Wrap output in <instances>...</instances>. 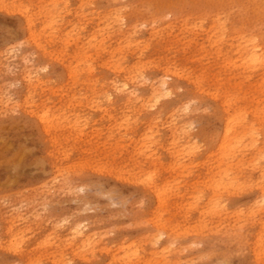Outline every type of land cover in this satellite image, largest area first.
Instances as JSON below:
<instances>
[{"label": "rangeland", "instance_id": "1", "mask_svg": "<svg viewBox=\"0 0 264 264\" xmlns=\"http://www.w3.org/2000/svg\"><path fill=\"white\" fill-rule=\"evenodd\" d=\"M263 13L0 0V264H264Z\"/></svg>", "mask_w": 264, "mask_h": 264}, {"label": "bare ground", "instance_id": "2", "mask_svg": "<svg viewBox=\"0 0 264 264\" xmlns=\"http://www.w3.org/2000/svg\"><path fill=\"white\" fill-rule=\"evenodd\" d=\"M263 14H264V13H263ZM243 52H244V51H243ZM250 60H254V61H256V60H257V57L251 55V56H250V59H249L248 61L250 62ZM248 61H246V62L248 63ZM250 67H251V66H250ZM259 67H260V66H259ZM259 67H258V68H259ZM258 68H257V69H258ZM260 68H261V67H260ZM248 71H249V70H248ZM263 72H264V71H263ZM257 110H258V109H257ZM42 119H43L44 121H46V118H42ZM234 119H235V118H234ZM43 120H42V122H43ZM235 120H236V119H235ZM235 120H234V121H235ZM228 122H229V121H228ZM46 123H47V122H46ZM43 124H44V123H43ZM231 126H232V125H231ZM225 128H227V127H225ZM231 128H232V127H228V128L226 129V131H225V132H226L225 137L228 138V139L230 138L229 135H230V133L232 132V131H231ZM233 128H234V127H233ZM235 132H236V131H235ZM242 133H243V132H242ZM245 133H246V132H245ZM245 133H244V134H245ZM248 133H249V132H248ZM236 135H237V133H236ZM232 136H233V133H232ZM240 136H241V135H240ZM233 137H234V136H233ZM233 137H232V138H233ZM244 137H245V136H244ZM229 140H230V139H229ZM227 141H228V140H225V143H227ZM229 144H231V143H229ZM224 145H225V144H224ZM225 147H226V145H225ZM227 147H228V146H227ZM229 147H230V146H229ZM221 150H222V149H221ZM219 152H220V151H219ZM221 152H223V151H221ZM221 152H220V153H221ZM225 152H226V150H225ZM222 155H223V154H222ZM222 155H221V156H222ZM227 155H228V154H227ZM228 157H229V156H228ZM257 157H258V156H257ZM226 158H227V157H226ZM259 158H260V157H259ZM228 177H229V176H228ZM229 178H230V177H229ZM222 179H223V178H222ZM226 179H227V178H226ZM219 183H220V182H219ZM220 184H221V183H220ZM224 185H225V184H224ZM217 188H218V186H217ZM226 192H227V191H226ZM157 196H158V195H157ZM262 200H264V198H263ZM74 229H75V228H74ZM75 230H76V229H75ZM78 231H79V230H78ZM76 233H77V232H76ZM76 233H75V235H76ZM73 235H74V234H73ZM77 235H78V234H77Z\"/></svg>", "mask_w": 264, "mask_h": 264}]
</instances>
